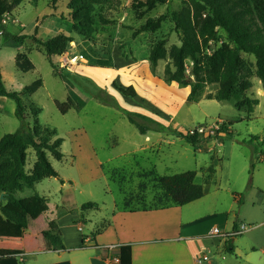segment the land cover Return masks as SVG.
<instances>
[{
  "label": "rangeland",
  "instance_id": "obj_1",
  "mask_svg": "<svg viewBox=\"0 0 264 264\" xmlns=\"http://www.w3.org/2000/svg\"><path fill=\"white\" fill-rule=\"evenodd\" d=\"M68 2L25 0L8 24L0 22V31L4 29L11 35L27 36L22 44L0 34V67L6 86L22 94L30 123H33L30 110L34 102L41 107L40 123L55 128L58 137L64 139L63 159L49 153L59 177L46 178L35 189H26L19 196L25 198L33 190L46 196L51 208L57 212L51 218L60 223L63 231L80 234L70 226L81 221L87 232L97 234L104 221L112 220L116 212L170 205L171 201L158 184V176L193 170L197 172L196 182L204 186L205 195L185 208H195L197 213L216 214L218 227L223 231L226 230V221L231 225L242 221L249 224L250 229L232 239V244L253 258L259 257L260 237H264V226L260 229L264 221V162L260 155L264 150V144L260 145L264 137V95L248 119L246 111L238 109L233 100L207 98L217 91L214 83H205L202 99L191 103L187 100L189 87L179 86L181 93L174 96L135 78L131 66L134 62L142 64L149 60L151 49L159 40L167 41L168 50L181 44L180 35L170 19L155 32L148 30L135 36V31L149 18L166 13L169 6L180 12L189 6L188 0L166 1L152 10L134 8L135 0H109L105 6L96 9L97 24L91 40L77 29L80 25L74 21ZM36 33L43 40L59 33L72 37L75 45L73 42L63 55L83 54L92 64L83 67L85 73L69 71L60 68L62 56H55L53 61L59 68H54L49 57L34 43ZM223 40L226 41L222 38L215 42L214 47H219ZM19 52H28L35 69L28 72L18 70L16 56ZM243 57L255 60L254 55L243 53ZM116 58L127 63L117 66ZM168 61V58L161 60L154 75L161 76ZM94 65L99 67V74L90 71ZM185 66L187 74L194 78L193 60L187 59ZM39 79H42V85L31 96L25 95V87ZM254 81L251 95L259 98L258 89L264 88V84L258 77ZM132 85L139 88V99L126 97L118 89ZM69 98L79 107L63 113L57 102H66ZM133 101L167 120L170 124L166 125L167 132L149 131L143 135L125 113L138 112L131 107ZM15 111L16 102L0 96V138L21 129L22 122ZM237 118L244 120L232 125V133H223L215 145L204 139L196 147L184 136L169 131L186 135L191 127ZM148 135L152 138H147ZM159 137L160 141L156 140ZM36 159V152L31 148L26 164L28 173L33 172ZM211 165L216 168L213 179L208 178L207 172ZM123 169L125 174H118ZM236 195L243 196V204L238 203ZM0 201L8 205L4 198ZM24 202L32 204L29 198ZM90 202L98 207L84 209L83 206ZM28 207L39 218V223H45L46 209L36 208L33 204ZM40 211H43L42 215L38 214ZM6 222L10 235L22 232L21 227ZM45 225H39V228L44 231ZM234 263L235 255H229L226 264Z\"/></svg>",
  "mask_w": 264,
  "mask_h": 264
},
{
  "label": "trees",
  "instance_id": "obj_2",
  "mask_svg": "<svg viewBox=\"0 0 264 264\" xmlns=\"http://www.w3.org/2000/svg\"><path fill=\"white\" fill-rule=\"evenodd\" d=\"M25 0H0V22L6 14L13 16L16 9ZM58 0H54L56 2ZM109 0H69L68 8L74 21L80 25L77 29L85 37H94L97 7L105 6ZM171 0H135L133 7L138 9L146 7L152 10L159 3ZM189 6L176 12L169 6L168 11L159 17H151L134 35L150 31H157L162 28L163 23L170 19L174 24L175 31L180 35V45H173L170 50L166 47L165 39L159 40L151 49L149 60L153 72L161 60L169 59L162 79L166 83H177L182 87H189L187 96L188 102H199L204 93L205 83L217 85L215 94H209L208 99L218 101L233 100L236 107L245 110L247 118L251 119L259 99L251 95L254 88V79L258 77L264 82V0H188ZM103 19V15L100 16ZM4 25V24H3ZM3 35L6 38H13L17 42L25 43L27 36L11 35L4 29ZM219 47L214 43L220 41ZM33 41L39 50L45 53L54 68H59L53 61V57L62 56L69 50L74 39L64 33H59L51 39L43 40L38 38L36 33ZM208 50L212 53L209 54ZM243 53L254 55L255 60H246ZM193 60L192 75L186 72V60ZM18 70L28 72L35 69L28 52H20L16 57ZM42 85L39 79L33 85L25 87V95L31 96ZM126 96L138 97L137 89L132 85L128 88L118 87ZM0 96L8 97L16 102V117L21 120L22 127L15 133L6 134L0 138V199H4L8 205L1 203L2 216L13 224L26 228L36 227L39 224L35 221L33 212L28 206H32L33 199L45 198L40 195L19 196L26 189H34L42 180L49 177H59L58 171L52 165L49 153L57 159H63L62 145L64 139L58 137L57 130L44 126L39 121L41 107L32 102L30 115L33 123L28 120L27 106L24 103L22 94L8 89L0 67ZM61 112L67 113L74 107H79L69 98L66 102H57ZM129 120L139 131L146 135L149 131L167 132L168 128L158 120L139 112L125 111ZM244 118L223 120L222 132L231 134V126L243 121ZM170 133L184 136L187 142L196 146L202 142L199 135L189 136L176 130H169ZM222 136V135H221ZM221 136L219 138H221ZM254 140H257L254 138ZM264 144V142H261ZM36 152L37 159L33 172L28 173L26 169L30 149ZM254 166V165H253ZM255 167V166H254ZM208 178L213 179L216 168L211 165L207 168ZM116 173V172H115ZM125 174L124 169L118 174ZM197 172L186 171L174 175L158 176V184L171 201L170 205L160 207L130 209L131 211L164 209L176 206H185L204 197L205 189L202 184L196 182ZM26 198L32 201L31 205L24 202ZM35 199V200H36ZM238 203H243V196H240ZM35 207V205L33 204ZM98 207L96 203H88L84 209ZM108 220L104 221L99 229H103ZM47 239L51 242L54 250H64L63 233L56 220H51L43 226ZM233 239V238H232ZM232 239L226 240L228 249L232 246ZM83 242L85 243L84 239ZM108 250L106 247L104 248ZM119 264H133L132 248L129 245L121 246L118 252Z\"/></svg>",
  "mask_w": 264,
  "mask_h": 264
},
{
  "label": "crops",
  "instance_id": "obj_3",
  "mask_svg": "<svg viewBox=\"0 0 264 264\" xmlns=\"http://www.w3.org/2000/svg\"><path fill=\"white\" fill-rule=\"evenodd\" d=\"M10 17L8 23L13 19V16ZM114 52L117 54L118 50L116 51L115 48ZM65 55H62L63 60L60 68L85 73L83 67L92 64V61H89L84 56L87 60L86 63L79 61L76 65H73L75 63H70L64 66V58H67ZM116 60L117 66L127 63V61H125L126 63L123 62L124 59L119 60L116 58ZM131 69L132 73L135 74V78L139 81L143 80L147 86L160 88L174 96L181 93L179 84L172 83L170 84L171 86H168L164 82L162 79L164 72L163 74L161 73V76L154 75L150 60H146L142 64L134 62ZM90 71L99 74L97 71L100 70L97 65H94L90 68ZM260 83L264 84L261 80ZM136 88L140 92L139 88ZM252 94L254 93L252 92ZM257 94L259 98H255L260 101V97L264 95V88L259 87ZM137 98H140L139 93ZM141 105L133 101L131 107L165 125H170L167 120L159 117L154 112H150ZM147 138L151 139L152 137L148 135ZM160 139L159 137L156 140L160 141ZM262 139V142H264V137ZM260 155L261 161L264 162V150L261 151ZM37 194L41 198H45V202L41 199H30H33V204L36 208L46 209L44 213L46 221L43 224H47V222L49 223L52 220L51 216H55L57 212L51 208L49 199L46 196H42L34 190L31 195ZM28 196L30 197V195ZM240 196L242 195H236L237 201ZM185 206L116 212L113 219L108 220L109 223L97 234L87 232L81 221H75L74 225L70 227L79 230L81 233L74 234L72 231L62 230L63 242L66 246L64 250H54L45 232L39 226L21 227L22 232L17 235H10L6 227L8 223L0 210V264H118L110 259L113 252L104 249L112 244L120 245V247L131 246L133 264H226L229 261V255H235L236 264H244V261L249 264H264V237H260V256L257 258L245 254L243 249L234 247L233 244L228 249L225 244L226 240L211 234L212 229L218 227L219 224L216 220L217 215L206 214L203 211L197 213L195 208L187 209ZM38 214L42 215L43 211ZM33 216L39 225H43L39 223V218L35 214ZM225 224V231H231L237 227V224L231 225L228 221ZM263 226L264 221L260 229ZM70 227L67 229L72 230ZM86 235L92 237V242H83ZM16 236H18V239H16ZM204 254H209L210 259L208 261L201 259Z\"/></svg>",
  "mask_w": 264,
  "mask_h": 264
},
{
  "label": "built area",
  "instance_id": "obj_4",
  "mask_svg": "<svg viewBox=\"0 0 264 264\" xmlns=\"http://www.w3.org/2000/svg\"><path fill=\"white\" fill-rule=\"evenodd\" d=\"M8 17H10V15L6 14L3 19V24L8 23V19H7ZM0 34H3L2 30L0 31ZM208 53L211 54L212 51L208 50ZM79 61L87 62L84 55L81 54V55H74L72 57L67 56V58H64L63 65L65 66L70 63H78ZM222 125H223V120H218L210 124L208 123L200 124L195 127H191L187 129L186 135H189V136L199 135L202 137V141L205 139V140H208L209 142H212V144L215 145L216 142L220 139L219 137L223 134ZM80 229L82 230V228ZM249 229H250V225L242 221L237 225V227H235L231 231H223L219 227H214L212 229L211 234L213 236L220 237L224 240H229V239L235 238L236 236L246 232ZM84 241L85 243L92 242V237L86 235L84 236ZM106 248L108 249V251L113 252V255L110 256V259L114 260L115 262L119 264L120 258L118 256V252L120 250V245L112 244V245H108ZM201 259L203 261H208L210 259V256L209 254H204Z\"/></svg>",
  "mask_w": 264,
  "mask_h": 264
},
{
  "label": "water",
  "instance_id": "obj_5",
  "mask_svg": "<svg viewBox=\"0 0 264 264\" xmlns=\"http://www.w3.org/2000/svg\"><path fill=\"white\" fill-rule=\"evenodd\" d=\"M1 198H4V194L1 195Z\"/></svg>",
  "mask_w": 264,
  "mask_h": 264
}]
</instances>
